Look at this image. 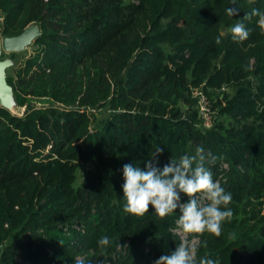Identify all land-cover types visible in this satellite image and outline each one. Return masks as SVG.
Instances as JSON below:
<instances>
[{
    "label": "trees",
    "instance_id": "1",
    "mask_svg": "<svg viewBox=\"0 0 264 264\" xmlns=\"http://www.w3.org/2000/svg\"><path fill=\"white\" fill-rule=\"evenodd\" d=\"M253 8L264 15V0H0L2 35L41 28L31 51L1 54L25 109L0 102V264H155L171 254L179 208L164 218L151 206L123 210V166L145 169L157 147L161 169L203 148L232 195L220 236L190 235L197 264H264V30ZM237 23L247 40L232 39ZM196 91L211 103L210 126Z\"/></svg>",
    "mask_w": 264,
    "mask_h": 264
},
{
    "label": "clouds",
    "instance_id": "2",
    "mask_svg": "<svg viewBox=\"0 0 264 264\" xmlns=\"http://www.w3.org/2000/svg\"><path fill=\"white\" fill-rule=\"evenodd\" d=\"M238 12L235 7L227 9V14L230 16L238 15ZM257 15L260 16L258 25L264 30V15L253 8L251 16ZM251 16L246 15L245 19H250ZM230 31L235 41L242 42L249 37V30L243 23H237ZM216 43L218 45L221 43L219 37ZM162 152L163 149L157 147L148 158L143 170L132 163L123 166L122 189L126 201L123 210L134 216H144L151 206L156 216L164 218L179 208L181 215L178 225L182 233L191 235L207 232L220 236L222 222L233 215L231 208L228 207L232 195L225 191L219 181H213L212 172L204 164L203 148L197 147L196 155H184L178 162L171 159L170 163L161 169L156 163L158 155ZM214 160L215 157L212 158V161ZM181 193L188 197L187 203H180ZM109 244L110 239L107 236L98 240L101 248ZM75 264H85V261L78 257ZM155 264H197L195 249L189 246L186 239H181L171 254L160 256ZM198 264H219V262L205 256Z\"/></svg>",
    "mask_w": 264,
    "mask_h": 264
},
{
    "label": "water",
    "instance_id": "3",
    "mask_svg": "<svg viewBox=\"0 0 264 264\" xmlns=\"http://www.w3.org/2000/svg\"><path fill=\"white\" fill-rule=\"evenodd\" d=\"M4 14L0 13V19H3ZM40 34L41 28L35 23L28 25L21 33L10 36L2 35L0 28V98L8 88L12 90L6 80V68L10 65V61L8 58V60L1 58L2 51H21L27 48Z\"/></svg>",
    "mask_w": 264,
    "mask_h": 264
},
{
    "label": "built area",
    "instance_id": "4",
    "mask_svg": "<svg viewBox=\"0 0 264 264\" xmlns=\"http://www.w3.org/2000/svg\"><path fill=\"white\" fill-rule=\"evenodd\" d=\"M1 20H2V18L0 19V21ZM196 94L200 95L199 113H200L201 117L203 118V124L205 126H210V125H212V122H213V113L211 110V103H210L209 99L204 94H202L201 92L196 91ZM224 164H225L224 167H226V168L229 167L228 163H224ZM217 181H219V180H217ZM180 203H183L182 197L180 199ZM175 231L180 235L181 239H186L188 241L189 246L195 249L196 245L199 242V238L197 236H190L189 234L182 233V231L178 225V220H177V226L175 228Z\"/></svg>",
    "mask_w": 264,
    "mask_h": 264
},
{
    "label": "rangeland",
    "instance_id": "5",
    "mask_svg": "<svg viewBox=\"0 0 264 264\" xmlns=\"http://www.w3.org/2000/svg\"><path fill=\"white\" fill-rule=\"evenodd\" d=\"M26 49H28V51H31L32 50V47L31 46H28ZM27 50H25L24 54L22 55H25L27 54L26 52ZM5 52V53H9V52H6V51H2V53ZM2 59H7V56L3 57ZM8 60V59H7ZM10 61V60H9ZM11 63V62H10ZM10 66V65H9ZM8 68V67H7ZM6 68V69H7ZM1 103L3 105H6L7 107H9L14 113H17V114H20L22 115L23 114V111H24V107H21L18 105L16 99H15V96H14V93L12 90H10V88H8L7 92L3 95H1ZM44 101L46 102V99H42L39 101V103H44ZM225 164H223V168H226L224 167ZM87 174V169L84 167V168H81L79 170V178H78V183H81L84 179V177L86 176ZM206 203V201H205ZM4 247V243L0 244V252L2 250V248Z\"/></svg>",
    "mask_w": 264,
    "mask_h": 264
},
{
    "label": "crops",
    "instance_id": "6",
    "mask_svg": "<svg viewBox=\"0 0 264 264\" xmlns=\"http://www.w3.org/2000/svg\"><path fill=\"white\" fill-rule=\"evenodd\" d=\"M2 20H3V19H2ZM2 20H1V21H2Z\"/></svg>",
    "mask_w": 264,
    "mask_h": 264
}]
</instances>
